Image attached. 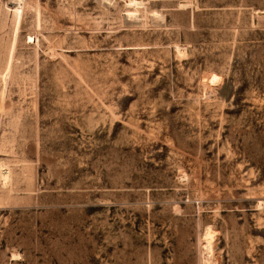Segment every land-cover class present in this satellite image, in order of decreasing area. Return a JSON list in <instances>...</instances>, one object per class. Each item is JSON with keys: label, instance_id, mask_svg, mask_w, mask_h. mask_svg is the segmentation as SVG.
Segmentation results:
<instances>
[{"label": "rangeland", "instance_id": "obj_1", "mask_svg": "<svg viewBox=\"0 0 264 264\" xmlns=\"http://www.w3.org/2000/svg\"><path fill=\"white\" fill-rule=\"evenodd\" d=\"M1 171L0 264H264V0H0Z\"/></svg>", "mask_w": 264, "mask_h": 264}, {"label": "bare ground", "instance_id": "obj_2", "mask_svg": "<svg viewBox=\"0 0 264 264\" xmlns=\"http://www.w3.org/2000/svg\"><path fill=\"white\" fill-rule=\"evenodd\" d=\"M19 8V7H18ZM3 171H1L0 173H2ZM8 172V171H7ZM3 174V173H2ZM7 174V173H6ZM4 175H5V173H4ZM4 175H2V176H4ZM4 179V178H3Z\"/></svg>", "mask_w": 264, "mask_h": 264}]
</instances>
